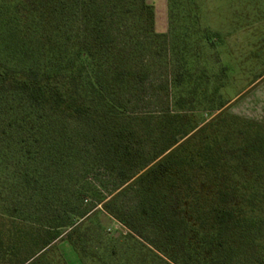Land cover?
Masks as SVG:
<instances>
[{
    "label": "trees",
    "instance_id": "obj_1",
    "mask_svg": "<svg viewBox=\"0 0 264 264\" xmlns=\"http://www.w3.org/2000/svg\"><path fill=\"white\" fill-rule=\"evenodd\" d=\"M160 36L150 0H0V89L19 91L30 132L39 120H62L90 137L88 155L115 176L136 169L123 193L133 191L165 230L184 225L199 236L201 264H264V123L216 116L188 132L174 117L169 143L145 158L144 136L127 121L121 92L146 76L139 50ZM20 213L0 203V264H51L48 254L78 222Z\"/></svg>",
    "mask_w": 264,
    "mask_h": 264
},
{
    "label": "rangeland",
    "instance_id": "obj_2",
    "mask_svg": "<svg viewBox=\"0 0 264 264\" xmlns=\"http://www.w3.org/2000/svg\"><path fill=\"white\" fill-rule=\"evenodd\" d=\"M150 3L163 36L139 50L146 76L121 92L127 121L144 136L145 158L169 143L175 120L191 132L216 116L228 124L238 108L264 119V0ZM19 100L17 89H0V203L37 222L58 214L78 222L63 234L71 241L48 254L51 264H201L207 251L199 236L184 225L165 230L142 213L133 191L123 193L136 169L115 176L104 159L88 155L90 137L75 136L62 120H39L30 132ZM59 127L66 135H54Z\"/></svg>",
    "mask_w": 264,
    "mask_h": 264
},
{
    "label": "crops",
    "instance_id": "obj_3",
    "mask_svg": "<svg viewBox=\"0 0 264 264\" xmlns=\"http://www.w3.org/2000/svg\"><path fill=\"white\" fill-rule=\"evenodd\" d=\"M152 1V0H151ZM250 99V98H249ZM241 107V106H240ZM233 115H235V116H238V117H241V118H245V119H249V120H252V121H256V122H260V123H264V119H259V118H257V117H252V116H247V118L246 117H243L242 115L243 114H241V109L240 108H238V112H235Z\"/></svg>",
    "mask_w": 264,
    "mask_h": 264
}]
</instances>
